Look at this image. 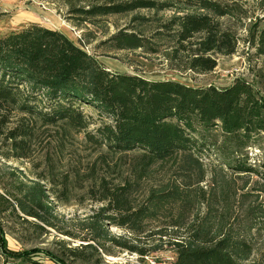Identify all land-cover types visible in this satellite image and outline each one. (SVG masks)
Segmentation results:
<instances>
[{"label": "trees", "instance_id": "trees-1", "mask_svg": "<svg viewBox=\"0 0 264 264\" xmlns=\"http://www.w3.org/2000/svg\"><path fill=\"white\" fill-rule=\"evenodd\" d=\"M236 9L221 0H94L67 14L78 24H97L102 17L143 10L170 12L165 20L134 14L127 29L95 49L147 55L170 50L165 54L184 62V70L203 74L217 67L218 55L236 52L238 38L220 23L234 17ZM5 15L0 12V19ZM251 37L250 47L264 54V29ZM81 106L94 109L96 120ZM7 124L14 125L5 138L16 158H27L38 129L53 128L61 146L71 134H82L87 145L103 152L98 157L102 165L109 166L115 157L128 159L129 176L122 184L101 181L98 197L91 196L105 206L91 217L90 241L106 239L107 225L135 236L165 218L155 232L174 254L172 264H248L252 259L256 234L264 232V177L249 164L246 150L264 140V99L245 80L235 78L219 88L194 87L111 72L59 30L31 24L0 36V133ZM210 131L221 134L219 145L204 137ZM211 149L222 162L211 170V186L205 191L201 157ZM166 165L168 178L149 187L136 203V186ZM251 175L261 181L246 190ZM227 176L244 184L237 187ZM48 199L43 185L34 182L16 198L12 211L47 225ZM107 240L146 256L122 238ZM33 252L10 251L1 234L3 258L28 260Z\"/></svg>", "mask_w": 264, "mask_h": 264}, {"label": "rangeland", "instance_id": "rangeland-1", "mask_svg": "<svg viewBox=\"0 0 264 264\" xmlns=\"http://www.w3.org/2000/svg\"><path fill=\"white\" fill-rule=\"evenodd\" d=\"M221 1L237 7L234 17L221 18L220 23L222 28L235 33L239 40L238 47L230 57L218 55L217 67L203 74L184 70V62L165 54V51L170 50L158 55H147L140 51L104 52L102 48L95 49L100 41L106 40L118 30L127 29L134 14L145 16L149 20H165L172 15L170 12L154 15L143 10L128 16L102 17L97 24H78L69 20L67 12L72 7L87 6L94 0H0V12L6 14L0 19V36L37 24L59 30L83 50L96 56L97 61L111 72L137 75L153 81L177 80L194 87H225L232 84L235 78H240L250 83L264 99V54L259 55L255 48L246 45L247 40L251 42L253 33L264 29V0ZM81 109L87 117L96 120L97 112L94 109L88 106H81ZM95 127L91 126L89 129ZM12 128L14 125L7 124L3 128L4 133H0V236L2 234L10 251L34 252L28 260L6 259L0 254V264L173 263L174 254L170 247L164 245L155 232L163 228L165 218L160 223L150 222L147 233L135 236H130L113 225H107V237L122 238L128 244L145 250L146 256L117 247L107 237L90 241L91 217L105 206L95 199L98 197L100 183L105 180L110 186L122 184V180L129 176L128 159L119 160L115 157L109 160V166L102 165L98 157L103 152L87 145L82 134H71L64 141V146H61L57 142V131L53 128L38 129L31 139L27 158H16V151L11 149V142L5 138L6 132ZM204 137L217 145L222 140L221 134L216 131L207 132ZM215 153L211 149L201 157L206 169V180L201 184L205 191L211 186V170L222 162L219 154ZM246 153L249 164L264 177V140L251 145ZM169 167L166 165L157 169L148 181L136 186V203L146 196L149 187L158 186L168 178ZM44 177L49 178L41 179ZM227 178H231V182H235L237 187L244 184L239 177ZM255 181L260 182V177L251 175L246 190ZM34 182L43 185L48 193L51 208L43 215L48 221L47 225L34 218L25 220L18 211H12L16 198ZM92 190L96 193H90ZM200 213H205L203 205L200 206ZM256 235L255 252L248 264H264V232L260 231ZM55 258L60 259L59 263Z\"/></svg>", "mask_w": 264, "mask_h": 264}, {"label": "built area", "instance_id": "built-area-1", "mask_svg": "<svg viewBox=\"0 0 264 264\" xmlns=\"http://www.w3.org/2000/svg\"><path fill=\"white\" fill-rule=\"evenodd\" d=\"M247 47L250 46L248 42H246Z\"/></svg>", "mask_w": 264, "mask_h": 264}]
</instances>
